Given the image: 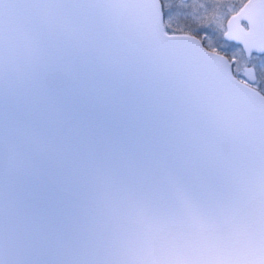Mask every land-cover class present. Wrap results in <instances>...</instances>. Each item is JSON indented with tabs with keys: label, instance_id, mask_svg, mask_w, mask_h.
I'll use <instances>...</instances> for the list:
<instances>
[{
	"label": "snow or ice",
	"instance_id": "1",
	"mask_svg": "<svg viewBox=\"0 0 264 264\" xmlns=\"http://www.w3.org/2000/svg\"><path fill=\"white\" fill-rule=\"evenodd\" d=\"M0 264H264V0H0Z\"/></svg>",
	"mask_w": 264,
	"mask_h": 264
}]
</instances>
